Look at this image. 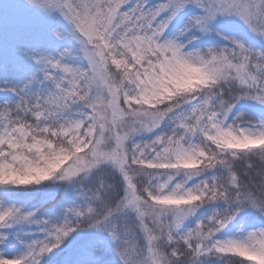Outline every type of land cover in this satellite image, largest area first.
Instances as JSON below:
<instances>
[{"label": "snow or ice", "instance_id": "snow-or-ice-1", "mask_svg": "<svg viewBox=\"0 0 264 264\" xmlns=\"http://www.w3.org/2000/svg\"><path fill=\"white\" fill-rule=\"evenodd\" d=\"M0 264H264V0H0Z\"/></svg>", "mask_w": 264, "mask_h": 264}]
</instances>
